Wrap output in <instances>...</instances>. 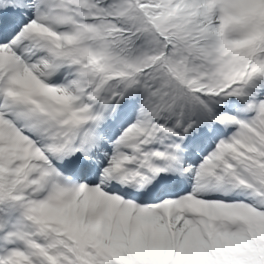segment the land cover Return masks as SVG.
I'll return each mask as SVG.
<instances>
[{
	"label": "snow or ice",
	"instance_id": "6c2138e0",
	"mask_svg": "<svg viewBox=\"0 0 264 264\" xmlns=\"http://www.w3.org/2000/svg\"><path fill=\"white\" fill-rule=\"evenodd\" d=\"M0 264H264V0H0Z\"/></svg>",
	"mask_w": 264,
	"mask_h": 264
}]
</instances>
